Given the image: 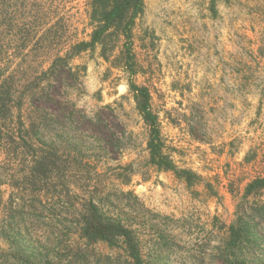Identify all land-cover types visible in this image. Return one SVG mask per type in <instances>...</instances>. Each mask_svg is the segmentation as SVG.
<instances>
[{
    "label": "rangeland",
    "instance_id": "1",
    "mask_svg": "<svg viewBox=\"0 0 264 264\" xmlns=\"http://www.w3.org/2000/svg\"><path fill=\"white\" fill-rule=\"evenodd\" d=\"M87 2L8 0L1 58L6 75L21 65L14 78L17 89L39 90L37 72L50 66L56 50L89 39ZM144 4L129 42L133 70L120 57L123 41H112L115 50L108 61L99 48L85 52L72 61L74 73L66 71L61 78L43 114L52 150L59 168L67 160L63 169L76 174L68 184L106 185L113 192L115 215L136 230L150 263L214 264L246 186L264 177V0ZM55 21H60L58 39L24 41L35 25L42 31ZM130 83L149 89L164 152L200 177L196 185L146 164L149 127L136 109ZM33 110L27 104L22 111L27 124ZM132 162L138 173L123 185L116 179L122 172L118 165ZM18 172L1 154L0 264H24L30 251L41 264L64 261L65 199L54 207L49 194L41 207L22 183L11 182ZM242 202L253 209L262 206L264 191ZM52 213L64 222L57 223L59 230ZM89 252L91 264H129L121 250L103 243Z\"/></svg>",
    "mask_w": 264,
    "mask_h": 264
},
{
    "label": "trees",
    "instance_id": "2",
    "mask_svg": "<svg viewBox=\"0 0 264 264\" xmlns=\"http://www.w3.org/2000/svg\"><path fill=\"white\" fill-rule=\"evenodd\" d=\"M7 2L8 0H0V34L5 25ZM144 9V0H88L86 12L91 31L88 34L89 39L77 40L65 51L56 50L50 66L37 72L36 79L40 80L41 85L45 84V88H41L39 83L34 82L39 90L36 87L27 92L17 89L14 82L15 73H20L22 67L20 65L12 74L6 75V63L1 58L0 45V155L10 157L12 166L15 170L19 169L18 173L10 177L11 182H15L14 185L18 187L22 183L24 191L30 190L33 200L41 207L45 208L43 198L50 194L48 200L54 201V207L65 201L69 209L66 210L69 219L64 221L68 224L66 235L69 240L66 258L54 264H91L93 258L89 252L90 248L101 243L121 250L129 264H163L159 260L150 263L146 259L136 230L115 215L116 202L112 198L113 192L106 185L103 188L99 184L76 187L67 183V179H72L76 174L69 176L63 169L67 167V160L62 164L64 166L59 168V159L57 153L52 150L53 142L49 137L50 124L45 116V105L56 97L59 82L61 78L66 77V71L69 75L74 73L72 61L81 54L99 48L101 56L108 61L110 54L115 50L110 43L123 41L125 50H122L120 57L123 55L124 64L133 70L135 58L129 42L132 41L136 21L144 13ZM49 24L47 27L42 26V31L35 25L31 32H27L24 41L58 39L60 21ZM23 48L27 49L29 46L24 45ZM32 48L31 51H34V47ZM129 88L133 93L138 113L149 127L146 164L159 171L173 172L189 187L196 185L200 177L189 169L179 168L164 152V143L157 116L152 109L149 89L135 83H130ZM27 104L34 109L30 124L22 117V111ZM106 149L104 147V150ZM118 169L122 172L116 179L123 185H128L138 173L133 162L125 166L118 165ZM105 175L106 173H103L101 177ZM262 191L264 177L256 178L246 186L243 199L237 205L236 219L230 225L226 239L215 251L214 264H264V233L258 228L263 226L264 204L253 209L242 202ZM120 193L126 195L124 191ZM53 220L57 230V223L64 224L59 221L58 215L53 214ZM262 229L264 227H261ZM58 234L55 240L59 242ZM34 255L35 253L30 251L24 264H41Z\"/></svg>",
    "mask_w": 264,
    "mask_h": 264
}]
</instances>
